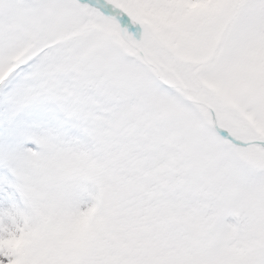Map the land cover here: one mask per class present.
Wrapping results in <instances>:
<instances>
[{
    "label": "snow or ice",
    "instance_id": "snow-or-ice-1",
    "mask_svg": "<svg viewBox=\"0 0 264 264\" xmlns=\"http://www.w3.org/2000/svg\"><path fill=\"white\" fill-rule=\"evenodd\" d=\"M0 264H264V0H0Z\"/></svg>",
    "mask_w": 264,
    "mask_h": 264
}]
</instances>
